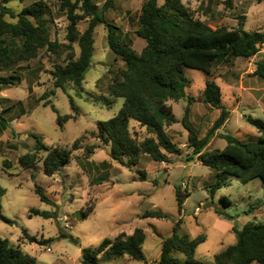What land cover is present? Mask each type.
Wrapping results in <instances>:
<instances>
[{
    "label": "rangeland",
    "instance_id": "rangeland-1",
    "mask_svg": "<svg viewBox=\"0 0 264 264\" xmlns=\"http://www.w3.org/2000/svg\"><path fill=\"white\" fill-rule=\"evenodd\" d=\"M38 0H7L6 8L20 12ZM49 7L46 21L51 40L59 43L57 54L41 50L39 57L31 62H22L8 72L20 77L16 87L0 93V112L11 108L7 115L11 130L0 133V186L5 194L0 197L2 214L13 224L0 217V236L11 245L38 259L42 264H80L82 249L97 248L105 239L115 240L121 233L131 235L142 228L147 241L144 255L148 264L159 260L162 241L173 235L176 224L181 221L179 235L196 238L207 236L199 246L195 258L213 264L215 255L237 241L234 233H225L223 222L242 229L249 223H264V207L254 214L246 212L252 205L264 202V184L260 179L243 184L229 180L226 187L214 196L211 186L216 182V171L202 165L198 158L188 161L193 150L188 147L189 131L183 124L188 102L170 101L179 122L168 128L172 140L183 149L182 155H171V163H157L142 156L140 164L132 169L121 166L110 157V147L104 146L93 134L99 121H108L118 114L124 100L111 97L108 85L125 67L109 48L107 29L99 26L95 34V53L91 69L86 74L84 93L78 95L73 85L65 92L55 87L51 72L56 66H66L80 56L78 43L69 46L67 40L69 21L60 10V0H45ZM102 7L107 0H94ZM197 18L213 28L243 27L247 31H264V0H235L234 8L224 10V0L213 6L212 12L201 9V0H182ZM145 0H115L114 8L105 13L106 20L120 28V37L137 53L146 42L136 35L138 17ZM162 5L164 0H158ZM207 7V4H205ZM208 14V15H207ZM89 23L82 21L78 28L84 32ZM264 50L262 51V53ZM260 56V55H259ZM259 56L251 59L237 58L229 65L217 64L214 77L222 88L223 102L231 113V119L218 134H230L244 142L257 140L259 132L246 122V117L264 120V79L253 76ZM190 80L188 96L194 98L188 118L200 138L206 136L218 119V110L202 101L207 75L198 70L185 68ZM45 93H53L50 100L58 113L44 107L38 100ZM70 97L79 108V115L59 127L58 114L75 115ZM92 97L100 98L96 102ZM112 102L105 104L104 100ZM131 127L137 131L139 140L145 138V130L137 122ZM41 136L47 147L71 150L70 162L54 176L44 172L41 162L31 169L19 164L22 156L34 152ZM79 140V150H72ZM96 146L88 155L87 146ZM226 141L216 136L208 151L224 149ZM45 156V153H41ZM12 168L7 172L5 163ZM146 173V181H140ZM185 184V187L183 186ZM42 188L49 203L41 201L36 187ZM189 193L182 213H179L176 190ZM228 198L225 202L223 198ZM207 203L217 208L205 210ZM199 209L200 213L195 214ZM32 210L50 212L52 218L31 213ZM160 211L166 219L144 218L148 212ZM86 214V216H85ZM232 217L228 219L226 217ZM222 222V223H221ZM29 237H35L32 243ZM48 241V243H43ZM184 259L183 255H178ZM100 264H146L129 257L107 258L100 256ZM257 264V263H254Z\"/></svg>",
    "mask_w": 264,
    "mask_h": 264
},
{
    "label": "trees",
    "instance_id": "trees-1",
    "mask_svg": "<svg viewBox=\"0 0 264 264\" xmlns=\"http://www.w3.org/2000/svg\"><path fill=\"white\" fill-rule=\"evenodd\" d=\"M201 1V9L206 13L212 12L213 6L221 4L219 0ZM114 2L115 0H107L100 7L94 0H60V10L67 15L69 21V46L78 43L80 56L77 60H70L64 67L56 66L51 72L57 89L66 92L68 86L73 85L78 95H82L85 91L86 74L93 63L96 29L102 25L106 27L108 46L125 65L107 87L111 97L124 100L123 106L110 120L99 121L93 133L104 146L110 147L111 159L132 169L140 164L142 156L166 164L171 163V155H182L183 149L168 134V128L179 122L169 102L186 100L188 107L183 124L189 131L188 147L193 150L188 161L197 157L202 165L216 171L217 180L210 188L213 196L226 187L229 180L247 184L260 179L264 184V120L246 117V122L260 134L252 142H244L230 134H218L226 126L231 113L223 102L222 88L215 81L213 71L217 64L229 65L237 58L251 59L260 55L252 75L264 79V31H247L243 27L213 28L197 18L182 0H164L162 5L158 0H146L142 5L136 30V35L146 42V46L141 53H137L121 39L120 28L105 18V13L114 8ZM234 3L235 0H224V10L233 9ZM48 13L49 7L45 0H38L20 12L8 7L0 12V73L8 72L22 62L36 60L41 50L58 53L60 45L51 40L46 21ZM82 21L89 23L84 32H80L78 28ZM185 68L202 71L207 75L202 101L220 111L219 118L203 138L188 122L194 98L187 94L190 80L185 74ZM19 83L20 77L15 73L0 74V93ZM52 95L53 93H45L38 102L45 101L44 107H51L58 113L50 100ZM92 98L96 102L101 101L100 98ZM104 102L112 104L106 99ZM70 104L75 115L58 114L59 127L79 115V108L73 97H70ZM10 112L11 108L0 112L1 134L8 130L14 133L7 117ZM132 121L145 130L143 140H139L137 131L131 127ZM216 136L226 141L225 148L208 151V146ZM33 137L38 144L34 152L20 158L19 164L23 169H31L43 162L45 174L54 176L70 162L71 150L47 147L41 136ZM96 148L94 145L87 146L88 155L93 154ZM79 149L77 140L72 150ZM41 153H45V156ZM11 168L12 165L6 162L4 169L8 172ZM139 173L140 181H146V173ZM36 193L41 201L49 203L50 200L41 187H36ZM4 194L5 190L0 186V197ZM188 197L189 193L184 194L181 188L176 190L179 213H182ZM223 200L228 202V198L224 197ZM263 207L264 202L257 203L246 213L252 215ZM31 213L52 218L50 212L32 210ZM0 217L13 224L2 214L1 205ZM144 218L166 219V216L155 211L148 212ZM181 224L179 221L173 235L162 241L161 256L153 264H206L198 261L195 256L199 246L206 242L207 236H181ZM233 232L237 238L236 244L215 255L213 264H264V223H249L240 230L234 227ZM28 238L32 243L37 242L35 237ZM146 241L147 235L142 228H137L132 235L121 233L115 240L105 239L95 249H82L80 264H100L101 255L110 259L129 257L148 264L144 255ZM180 254L184 259L178 257ZM0 264L42 263L36 257L13 247L8 239L0 236Z\"/></svg>",
    "mask_w": 264,
    "mask_h": 264
},
{
    "label": "crops",
    "instance_id": "crops-1",
    "mask_svg": "<svg viewBox=\"0 0 264 264\" xmlns=\"http://www.w3.org/2000/svg\"><path fill=\"white\" fill-rule=\"evenodd\" d=\"M3 1H7V0H3ZM145 1H146V0H145ZM257 78H258V77H257ZM219 116H220V111L218 110V118H219ZM230 119H231V117H230ZM230 119H229V120H230ZM229 120H228V122H229ZM228 122H227V124H228ZM227 124H226V125H227ZM225 127H226V126H225ZM225 127H224V128H225ZM220 132H221V131H220ZM221 223H222V222H221ZM223 226H224V229H223V230H224L225 233H234V232H233V228H234V227H233L232 223H230V222H223ZM234 234H235V233H234ZM131 235H132V234H131ZM236 242H237V241H236ZM235 244H236V243H235ZM160 256H161V254H160ZM159 258H160V257H159Z\"/></svg>",
    "mask_w": 264,
    "mask_h": 264
},
{
    "label": "water",
    "instance_id": "water-1",
    "mask_svg": "<svg viewBox=\"0 0 264 264\" xmlns=\"http://www.w3.org/2000/svg\"><path fill=\"white\" fill-rule=\"evenodd\" d=\"M4 9H5V7L0 3V12H1L2 10H4ZM212 208H217V205L214 204V203H207V204H205V206H204V209H205V210L212 209Z\"/></svg>",
    "mask_w": 264,
    "mask_h": 264
},
{
    "label": "built area",
    "instance_id": "built-area-1",
    "mask_svg": "<svg viewBox=\"0 0 264 264\" xmlns=\"http://www.w3.org/2000/svg\"><path fill=\"white\" fill-rule=\"evenodd\" d=\"M183 186L185 187V184H184V183H183ZM199 213H200V210H199V209H196V210H195V214L198 215Z\"/></svg>",
    "mask_w": 264,
    "mask_h": 264
}]
</instances>
